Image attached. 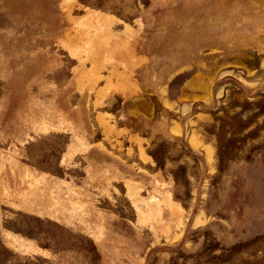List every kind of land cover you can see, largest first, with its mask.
Returning a JSON list of instances; mask_svg holds the SVG:
<instances>
[{
  "label": "rangeland",
  "instance_id": "rangeland-1",
  "mask_svg": "<svg viewBox=\"0 0 264 264\" xmlns=\"http://www.w3.org/2000/svg\"><path fill=\"white\" fill-rule=\"evenodd\" d=\"M0 264H264V0H0Z\"/></svg>",
  "mask_w": 264,
  "mask_h": 264
}]
</instances>
